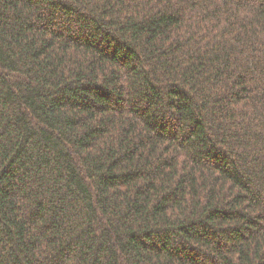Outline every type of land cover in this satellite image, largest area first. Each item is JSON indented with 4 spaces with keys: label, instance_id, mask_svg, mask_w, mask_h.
<instances>
[{
    "label": "trees",
    "instance_id": "1",
    "mask_svg": "<svg viewBox=\"0 0 264 264\" xmlns=\"http://www.w3.org/2000/svg\"><path fill=\"white\" fill-rule=\"evenodd\" d=\"M0 264H264V0H0Z\"/></svg>",
    "mask_w": 264,
    "mask_h": 264
}]
</instances>
